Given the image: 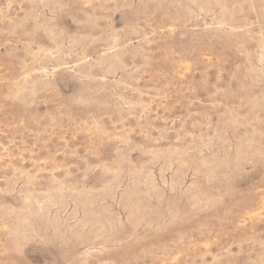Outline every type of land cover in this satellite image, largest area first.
<instances>
[{
  "label": "rangeland",
  "instance_id": "obj_1",
  "mask_svg": "<svg viewBox=\"0 0 264 264\" xmlns=\"http://www.w3.org/2000/svg\"><path fill=\"white\" fill-rule=\"evenodd\" d=\"M0 264H264V0H0Z\"/></svg>",
  "mask_w": 264,
  "mask_h": 264
}]
</instances>
